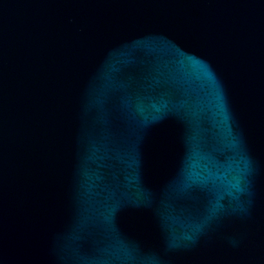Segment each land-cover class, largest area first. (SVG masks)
<instances>
[{"label":"water","instance_id":"water-1","mask_svg":"<svg viewBox=\"0 0 264 264\" xmlns=\"http://www.w3.org/2000/svg\"><path fill=\"white\" fill-rule=\"evenodd\" d=\"M0 264H264V0H0Z\"/></svg>","mask_w":264,"mask_h":264}]
</instances>
